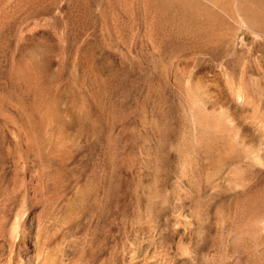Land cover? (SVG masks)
I'll return each mask as SVG.
<instances>
[{
  "label": "rangeland",
  "instance_id": "374dc122",
  "mask_svg": "<svg viewBox=\"0 0 264 264\" xmlns=\"http://www.w3.org/2000/svg\"><path fill=\"white\" fill-rule=\"evenodd\" d=\"M165 1L0 0V264H264V0Z\"/></svg>",
  "mask_w": 264,
  "mask_h": 264
},
{
  "label": "bare ground",
  "instance_id": "6f19581e",
  "mask_svg": "<svg viewBox=\"0 0 264 264\" xmlns=\"http://www.w3.org/2000/svg\"><path fill=\"white\" fill-rule=\"evenodd\" d=\"M215 1H216L217 5L225 8V10L228 13H230V15L232 14L233 16H238L240 14H244L243 6H241L242 4L239 3L240 2L239 0H215ZM165 6L170 7L169 9H166L168 14L175 17V19L178 21V23L180 25L181 30L184 32V34H187L191 38H196L197 36L202 35L205 31V25L203 23H205L206 21L203 22L201 20L202 14H206V17H208L211 20V23H213L212 21L217 20V23L220 22L221 26L223 25L224 27H226L224 25L225 23H224L222 17L218 13L210 11V8H208V6L202 5V3H200L197 0H166ZM213 25H215V24H213ZM229 27L230 28H229L228 34L231 32L234 33V30L236 28H234L233 26H229ZM231 29H233V31ZM212 35L213 34H211V36ZM215 35L217 37L216 33H215ZM220 38L225 39L223 37H220ZM211 39H212V37H211ZM211 39H210V41H211ZM211 42H214V41H211ZM212 48H214V47H212ZM226 50H227V48L225 47V51ZM221 54L223 55V52H221ZM209 117H210L209 115H207L206 113H203V116L200 117L201 118L200 120L202 121L201 123L202 124L203 123H205V124L209 123V121H210ZM10 261H11V264H21L22 263L21 259L12 258ZM29 264H36V263L29 261ZM38 264H53V261L51 262V260L49 261L46 259L43 263L38 262Z\"/></svg>",
  "mask_w": 264,
  "mask_h": 264
}]
</instances>
